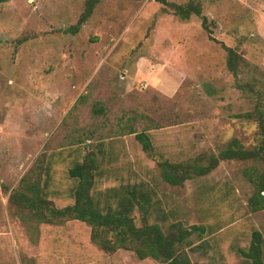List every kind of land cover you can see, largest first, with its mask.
I'll return each instance as SVG.
<instances>
[{"label": "rangeland", "instance_id": "rangeland-1", "mask_svg": "<svg viewBox=\"0 0 264 264\" xmlns=\"http://www.w3.org/2000/svg\"><path fill=\"white\" fill-rule=\"evenodd\" d=\"M197 1L218 43L200 18L180 21L158 0H101L75 34L86 0L0 4V264H161L102 250L85 223H35L9 209L23 176L36 171L45 180L37 164L50 165L53 206L72 205L67 170L91 150L101 152L99 203L142 184L155 196L151 224L206 229L189 238L192 264H243L237 249H247L253 231L264 243V210L248 207L250 162H221L182 187L160 177L163 160L215 154L233 138L246 149L258 140L256 123L234 116L256 99L264 110V0ZM220 43L244 58L238 78ZM130 132L147 134L151 150ZM132 216L140 227L137 209Z\"/></svg>", "mask_w": 264, "mask_h": 264}, {"label": "trees", "instance_id": "trees-1", "mask_svg": "<svg viewBox=\"0 0 264 264\" xmlns=\"http://www.w3.org/2000/svg\"><path fill=\"white\" fill-rule=\"evenodd\" d=\"M8 0H0V4ZM101 0H86L84 10L77 24L70 30L75 34L92 15L94 8ZM163 5V12H170L180 21H187L191 16L200 18L202 29L208 34V39L217 42L211 34L214 26L202 15L201 5L197 0H188L185 4H175L167 0H158ZM226 52V69L235 78L242 74L246 62L234 49L221 44ZM253 88L248 84H237L239 90ZM102 112L98 109V113ZM236 119L254 122L258 128L257 144L252 148H244L238 139L229 140L215 154L201 153L197 157L181 163H171L167 160L159 162V172L162 181L172 187H182L186 181L204 177L213 172L221 162H250L249 168L252 195L248 198L251 212L264 210V110L262 103L256 99L251 110L237 114ZM134 132H130L133 134ZM135 139L141 144L143 151L151 150L149 137L144 132L134 133ZM100 151H88L81 161H75L67 170V176L73 183L71 197L73 204L57 209L48 199V170L50 165L39 171L44 174L41 182L40 172L31 171L32 176H23L18 187L10 192L7 203L9 209L22 220L35 223H58L73 220L85 223L91 227V238L97 240L100 248L108 253L119 249L132 252L139 260L147 258L161 264H192L185 252L190 246L189 238L194 233L203 235L207 231L201 226L184 227L180 222L172 223L166 232L158 224L149 222L153 191L144 185L131 186L116 195L108 194L106 202L99 203L93 194L95 177L99 173L98 157ZM42 162V161H41ZM259 168V169H257ZM134 209L140 214L142 225L136 227L132 216ZM159 220L164 216L158 217ZM243 258V264H264V243L259 232L253 231L246 250L237 249Z\"/></svg>", "mask_w": 264, "mask_h": 264}]
</instances>
